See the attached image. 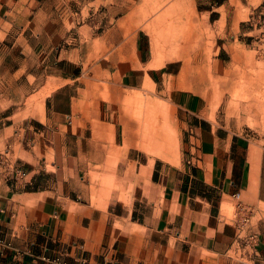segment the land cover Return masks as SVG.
I'll list each match as a JSON object with an SVG mask.
<instances>
[{
  "label": "rangeland",
  "instance_id": "rangeland-1",
  "mask_svg": "<svg viewBox=\"0 0 264 264\" xmlns=\"http://www.w3.org/2000/svg\"><path fill=\"white\" fill-rule=\"evenodd\" d=\"M223 1L0 0V186L53 205L58 253L126 264L205 137L237 156L224 214L264 264V0Z\"/></svg>",
  "mask_w": 264,
  "mask_h": 264
},
{
  "label": "crops",
  "instance_id": "crops-1",
  "mask_svg": "<svg viewBox=\"0 0 264 264\" xmlns=\"http://www.w3.org/2000/svg\"><path fill=\"white\" fill-rule=\"evenodd\" d=\"M226 2H220V5ZM153 40L152 37V51ZM149 67L155 66L151 64ZM109 112L112 116L107 105L105 114ZM202 138V146L195 154L197 165L190 172L186 171V179H178L175 190L160 204L155 217L139 222L146 228L143 242L139 241L138 232L130 244L120 247V254L126 264L249 262L246 258L249 257L247 251L250 250L251 231L232 226L224 214L226 206L232 202L231 197H236L234 193L240 191L235 179L237 156L234 151L216 147L205 137ZM197 186H207L211 193L216 192L220 196L193 193L192 189ZM26 193H15L8 186H0V264H53L37 258L35 253L41 251L44 244L50 246L51 253L60 251L59 248H63L70 235L52 204L40 200L28 205ZM197 199L204 202L201 208L191 204ZM213 209L215 212L218 209L217 215L212 214ZM244 210L245 207H242L239 213L242 214ZM80 248L85 249V244L78 247L74 245L67 251L71 263L95 264L91 259L85 262L79 257L82 255ZM236 252L242 255L237 257Z\"/></svg>",
  "mask_w": 264,
  "mask_h": 264
},
{
  "label": "built area",
  "instance_id": "built-area-1",
  "mask_svg": "<svg viewBox=\"0 0 264 264\" xmlns=\"http://www.w3.org/2000/svg\"><path fill=\"white\" fill-rule=\"evenodd\" d=\"M234 195L239 198L241 196L240 191H236ZM67 251L66 252H56V253H51L50 251V246L48 244H44L41 251L38 253H35L37 258L49 261L53 264H72L69 259L66 257ZM83 260L86 261V258H83ZM115 261H118V257H115Z\"/></svg>",
  "mask_w": 264,
  "mask_h": 264
},
{
  "label": "bare ground",
  "instance_id": "bare-ground-1",
  "mask_svg": "<svg viewBox=\"0 0 264 264\" xmlns=\"http://www.w3.org/2000/svg\"><path fill=\"white\" fill-rule=\"evenodd\" d=\"M182 34H183V33H182ZM156 41H157V40H156ZM156 41L153 42V52H154V55H156V50H157V49H156V46L158 45V43H157ZM158 42H159V41H158ZM205 52H206V51H205ZM193 55H194V54H193ZM198 58H199V55H198V56L196 55V60H195V61H198V60H199ZM191 59H192V58H191ZM189 62H190V60H189ZM188 65H189L190 67H189ZM187 66H188L189 68H188ZM195 68H196V66L194 65V63H193V64H192V63H191V64L189 63V64H187V65L185 66V70H186V71H193V70H195ZM185 73H186V72H185ZM189 73H190V72H189ZM190 74H191V73H190ZM196 74H197V73H196Z\"/></svg>",
  "mask_w": 264,
  "mask_h": 264
}]
</instances>
